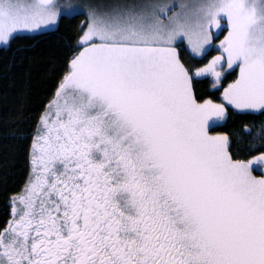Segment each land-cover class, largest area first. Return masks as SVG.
<instances>
[{
  "label": "snow or ice",
  "instance_id": "6c2138e0",
  "mask_svg": "<svg viewBox=\"0 0 264 264\" xmlns=\"http://www.w3.org/2000/svg\"><path fill=\"white\" fill-rule=\"evenodd\" d=\"M77 15L0 264H264V125L246 158L212 134L264 116V0H0V46ZM213 29L227 35L206 59Z\"/></svg>",
  "mask_w": 264,
  "mask_h": 264
},
{
  "label": "trees",
  "instance_id": "16d2710c",
  "mask_svg": "<svg viewBox=\"0 0 264 264\" xmlns=\"http://www.w3.org/2000/svg\"><path fill=\"white\" fill-rule=\"evenodd\" d=\"M86 21L85 15L66 18L52 31L19 34L8 46L0 47V231L12 219V199L29 182L31 144L40 118L55 98L69 61L80 50L79 26ZM180 53L186 63H197L184 46ZM213 54L210 51L206 59ZM208 88L207 84L199 86L205 94ZM214 99H219V93ZM263 121L258 113L237 115L219 124L213 133L227 135L231 151L246 158L251 137L245 129L254 131Z\"/></svg>",
  "mask_w": 264,
  "mask_h": 264
},
{
  "label": "rangeland",
  "instance_id": "374dc122",
  "mask_svg": "<svg viewBox=\"0 0 264 264\" xmlns=\"http://www.w3.org/2000/svg\"><path fill=\"white\" fill-rule=\"evenodd\" d=\"M137 2H140V0H71V3L73 4H76V5H79L81 6V8L84 10V11H87L89 10L90 8H96L100 11H104V10H107V9H110L112 8L113 6H116V5H119V4H126V3H137ZM159 2L161 3H178L180 2V0H159ZM87 18V16H86ZM223 27V25H222ZM56 28H49L48 30L46 31H39L37 30L36 32H23V33H20V34H36V33H43V32H48V31H52ZM214 32L218 33V35H214L213 37V45L215 47L212 48L211 51L214 52L213 56L214 55H218L219 52L216 51L215 49L219 47V43L221 40L224 39V37L227 35V32L226 31H221V30H218V29H213ZM19 35V34H18ZM180 44H183V46L190 51V49L188 48V45H187V40H183V42L181 43L180 41L177 42V50L179 52V48H180ZM8 46V45H7ZM2 47V46H0ZM76 55V53H75ZM56 99V96L55 98L53 99V101ZM52 101V102H53ZM52 102L50 103V105L52 104ZM225 122V121H224ZM224 122H220V124L224 123ZM261 125H264V121L262 123H260L259 125H255L254 127V131L255 132L256 130H258L260 128ZM212 134H221V133H212ZM221 135H224V134H221ZM24 192V191H23ZM22 192V193H23ZM21 193V194H22ZM20 194V195H21ZM19 196V195H18ZM17 196V197H18Z\"/></svg>",
  "mask_w": 264,
  "mask_h": 264
},
{
  "label": "crops",
  "instance_id": "0c3cea01",
  "mask_svg": "<svg viewBox=\"0 0 264 264\" xmlns=\"http://www.w3.org/2000/svg\"><path fill=\"white\" fill-rule=\"evenodd\" d=\"M180 46V48H179V52H180V49L183 47V45H179Z\"/></svg>",
  "mask_w": 264,
  "mask_h": 264
}]
</instances>
